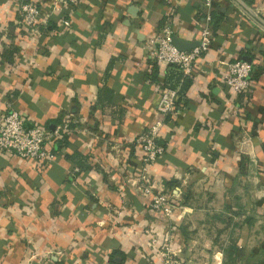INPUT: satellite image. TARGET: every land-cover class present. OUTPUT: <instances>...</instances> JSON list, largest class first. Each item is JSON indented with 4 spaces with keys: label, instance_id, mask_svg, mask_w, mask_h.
I'll return each mask as SVG.
<instances>
[{
    "label": "crops",
    "instance_id": "crops-1",
    "mask_svg": "<svg viewBox=\"0 0 264 264\" xmlns=\"http://www.w3.org/2000/svg\"><path fill=\"white\" fill-rule=\"evenodd\" d=\"M23 1L0 0V109L13 100L29 126L72 115L85 131L58 141L52 161L0 152V264H162L166 251L179 264H225L231 244L235 264H264V29L231 0H80L33 36ZM243 1L264 20V0ZM213 11L212 47L192 76L150 57L163 27L199 41ZM245 56L258 72L246 103L223 80ZM183 84L181 110L160 132L166 152L149 169L177 194L166 215L136 189L137 138L161 90Z\"/></svg>",
    "mask_w": 264,
    "mask_h": 264
},
{
    "label": "built area",
    "instance_id": "built-area-1",
    "mask_svg": "<svg viewBox=\"0 0 264 264\" xmlns=\"http://www.w3.org/2000/svg\"><path fill=\"white\" fill-rule=\"evenodd\" d=\"M80 0H51V3L43 5L33 0L23 1L18 8L19 21L23 27L33 36H40L50 24L53 15L57 14L63 7H72ZM210 5L211 0H206ZM206 24L202 27L199 45L190 50H181L172 42L175 35V28L170 24L162 28L160 35L151 43L150 57L158 63H170L177 66L185 76H192L198 60L203 53L212 47V16L207 13ZM59 23L63 26H70L71 21L60 16ZM254 63L244 58L230 61L223 76V80L229 86L230 92L235 94L244 93V103L249 99L252 91V72ZM179 89L174 87H164L157 105L158 116L143 133L139 135L137 141L143 148V167L138 174V180L134 181L136 189L143 195L151 197L150 206L170 215L174 208L173 198L177 195L171 193L165 187L156 186L149 169L157 159L166 152V144L160 139V132L166 120L177 115L181 110L179 104ZM235 106H231V112L235 111ZM240 109V108H239ZM79 119L66 115L62 122L52 127L43 125L29 126L21 112L15 107L13 100L6 101L4 109H0V152L17 154L20 157L34 161H52L56 157L55 145L57 141L63 139L66 134L76 132L80 129ZM177 192V190H175ZM162 264H179L174 260L171 252H164ZM156 264V263H154Z\"/></svg>",
    "mask_w": 264,
    "mask_h": 264
},
{
    "label": "water",
    "instance_id": "water-1",
    "mask_svg": "<svg viewBox=\"0 0 264 264\" xmlns=\"http://www.w3.org/2000/svg\"><path fill=\"white\" fill-rule=\"evenodd\" d=\"M234 4L240 7L254 22H256L260 27L264 29V20L251 8L249 7L243 0H231ZM173 44L177 46L181 50H190L195 46L199 45V41L187 42L179 39L174 35ZM244 59L252 62V58L245 56Z\"/></svg>",
    "mask_w": 264,
    "mask_h": 264
},
{
    "label": "trees",
    "instance_id": "trees-1",
    "mask_svg": "<svg viewBox=\"0 0 264 264\" xmlns=\"http://www.w3.org/2000/svg\"><path fill=\"white\" fill-rule=\"evenodd\" d=\"M211 16H212V29L213 30H216L218 28V24L220 22V19H221V16H217L215 11L211 12ZM53 23V20H51L50 24L48 25V27H46V29H49L51 24ZM44 29V30H46ZM183 74V72H181ZM184 75V74H183ZM257 75H258V72L257 71H253L252 72V78L253 80L257 78ZM184 84L181 86V89H180V96H179V101L182 99L183 97V91H184ZM244 94V93H242ZM64 139V138H63ZM62 140V139H61ZM59 140V141H61ZM58 143V141H57ZM225 253H226V261H225V264H235V244H231L229 245L228 247H226L224 249Z\"/></svg>",
    "mask_w": 264,
    "mask_h": 264
},
{
    "label": "rangeland",
    "instance_id": "rangeland-1",
    "mask_svg": "<svg viewBox=\"0 0 264 264\" xmlns=\"http://www.w3.org/2000/svg\"><path fill=\"white\" fill-rule=\"evenodd\" d=\"M225 219H228V217L225 216ZM212 220H213V223L216 224V226H217V225H219V226H221V225L225 226L226 223H227V222H222L221 219L214 218V217H212ZM213 231H214V234H215V235L217 234L218 237L221 236V234L219 233V232H220V229H219V228H216V229L214 228ZM228 232H229V229H225L224 232L222 233V237L226 236V235L228 234ZM212 262H213V264H215V263L217 264L218 260L211 261V263H212ZM228 263H229V262H228ZM228 263H227V264H228ZM219 264H220V263H219Z\"/></svg>",
    "mask_w": 264,
    "mask_h": 264
}]
</instances>
